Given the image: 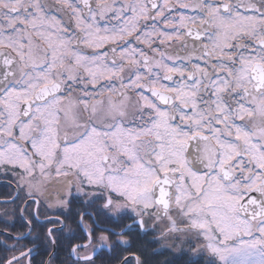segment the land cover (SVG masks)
<instances>
[{"label": "snow or ice", "instance_id": "obj_1", "mask_svg": "<svg viewBox=\"0 0 264 264\" xmlns=\"http://www.w3.org/2000/svg\"><path fill=\"white\" fill-rule=\"evenodd\" d=\"M0 264H264V0H0Z\"/></svg>", "mask_w": 264, "mask_h": 264}, {"label": "flooded vegetation", "instance_id": "obj_2", "mask_svg": "<svg viewBox=\"0 0 264 264\" xmlns=\"http://www.w3.org/2000/svg\"><path fill=\"white\" fill-rule=\"evenodd\" d=\"M10 191L9 189L4 188L2 185H0V195H6Z\"/></svg>", "mask_w": 264, "mask_h": 264}]
</instances>
